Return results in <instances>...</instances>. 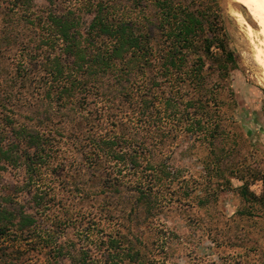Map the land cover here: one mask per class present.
Returning a JSON list of instances; mask_svg holds the SVG:
<instances>
[{"label":"trees","instance_id":"obj_1","mask_svg":"<svg viewBox=\"0 0 264 264\" xmlns=\"http://www.w3.org/2000/svg\"><path fill=\"white\" fill-rule=\"evenodd\" d=\"M223 1L0 0V264H264Z\"/></svg>","mask_w":264,"mask_h":264},{"label":"rangeland","instance_id":"obj_2","mask_svg":"<svg viewBox=\"0 0 264 264\" xmlns=\"http://www.w3.org/2000/svg\"><path fill=\"white\" fill-rule=\"evenodd\" d=\"M223 10L229 46L237 61L236 68L231 73L232 90L237 102L236 106H233L234 113L237 118L244 119L245 126L251 131L255 145L264 158V71L254 63L244 25L238 23L234 16V11L242 12L244 9L231 0H224ZM251 189L257 194L260 193L259 184L252 185ZM224 197L220 209L224 210L225 214H231L244 206L236 195L229 194Z\"/></svg>","mask_w":264,"mask_h":264},{"label":"bare ground","instance_id":"obj_3","mask_svg":"<svg viewBox=\"0 0 264 264\" xmlns=\"http://www.w3.org/2000/svg\"><path fill=\"white\" fill-rule=\"evenodd\" d=\"M231 1L244 9L234 11V16L244 25L254 63L264 71V0Z\"/></svg>","mask_w":264,"mask_h":264}]
</instances>
